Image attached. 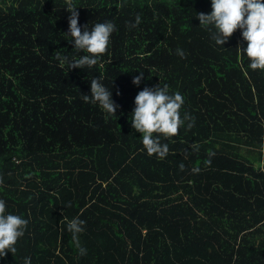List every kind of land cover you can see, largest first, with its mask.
I'll use <instances>...</instances> for the list:
<instances>
[{
    "label": "trees",
    "instance_id": "obj_1",
    "mask_svg": "<svg viewBox=\"0 0 264 264\" xmlns=\"http://www.w3.org/2000/svg\"><path fill=\"white\" fill-rule=\"evenodd\" d=\"M75 3L81 26L116 24L92 68L56 58L79 55L64 0H0V197L29 220L0 264H264V70L234 48L239 29L214 47L195 17L210 0ZM93 76L116 114L82 99ZM160 81L194 119L164 158L141 150L129 120L139 88Z\"/></svg>",
    "mask_w": 264,
    "mask_h": 264
},
{
    "label": "clouds",
    "instance_id": "obj_2",
    "mask_svg": "<svg viewBox=\"0 0 264 264\" xmlns=\"http://www.w3.org/2000/svg\"><path fill=\"white\" fill-rule=\"evenodd\" d=\"M75 0H64V9L68 10V27L66 39L72 44L75 53L72 56L62 55L59 51L56 58L61 65L68 68H92L102 59L111 42V35L116 31V24L111 19L98 20L92 25L78 24V11ZM195 17L208 32L212 45L225 48V42L239 29L241 40L234 47L237 52L247 58V68L264 70V0H210V11H196ZM137 13L134 20L128 23L136 27L141 22ZM176 54L185 55L182 48H176ZM145 79L144 71L132 76V83L139 86ZM118 94V93H117ZM85 102L97 104L108 115L116 114L119 105L114 101L112 89L103 83L102 77L90 79V92L83 94ZM183 94L170 90L167 83L145 84L133 97V106L129 115L130 124L140 135L142 151L147 155L164 158L169 152L167 141L174 137L181 126L188 121L191 128L194 119L188 112H181L184 105ZM129 118V117H128ZM180 167L184 165L181 163ZM199 169L194 168L193 171ZM29 220L16 211L9 210L8 202L0 197V257L7 252L17 251V242L26 231ZM85 221L73 216L67 221V229L77 242L78 253L83 255L86 249L79 245L78 234L84 231ZM23 264H31L30 256H23Z\"/></svg>",
    "mask_w": 264,
    "mask_h": 264
}]
</instances>
